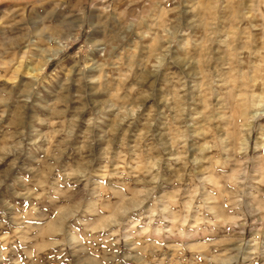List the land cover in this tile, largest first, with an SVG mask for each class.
<instances>
[{
    "label": "clouds",
    "instance_id": "clouds-1",
    "mask_svg": "<svg viewBox=\"0 0 264 264\" xmlns=\"http://www.w3.org/2000/svg\"><path fill=\"white\" fill-rule=\"evenodd\" d=\"M0 264H264V0H0Z\"/></svg>",
    "mask_w": 264,
    "mask_h": 264
}]
</instances>
